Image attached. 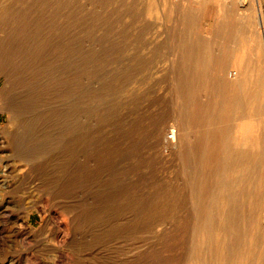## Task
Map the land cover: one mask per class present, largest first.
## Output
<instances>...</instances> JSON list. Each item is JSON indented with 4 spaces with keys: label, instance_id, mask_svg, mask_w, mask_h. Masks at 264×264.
Masks as SVG:
<instances>
[{
    "label": "rangeland",
    "instance_id": "1",
    "mask_svg": "<svg viewBox=\"0 0 264 264\" xmlns=\"http://www.w3.org/2000/svg\"><path fill=\"white\" fill-rule=\"evenodd\" d=\"M0 264H264L261 0H0Z\"/></svg>",
    "mask_w": 264,
    "mask_h": 264
},
{
    "label": "bare ground",
    "instance_id": "2",
    "mask_svg": "<svg viewBox=\"0 0 264 264\" xmlns=\"http://www.w3.org/2000/svg\"><path fill=\"white\" fill-rule=\"evenodd\" d=\"M259 22L262 23V20L260 19ZM3 46V45H2ZM203 49H206V48H203ZM209 56V55H207ZM207 56H202L198 59V62L200 61L201 65H203V67L205 68V66L208 65V62H209V57ZM242 63V60L241 62ZM231 76H233V74H236V73H233V72H230L229 73ZM232 98L234 100H236L237 102L239 101V95H233ZM231 99V98H230ZM232 100V99H231ZM237 105V104H236ZM175 132V131H174ZM174 132L172 131V134L174 135ZM231 147V148H229ZM233 147L231 145H229L227 147L228 151H229V154H230V157H229V160L232 162V161H240V162H252L253 160L256 159L255 155H254V152L252 150H248V149H242V150H234L232 149ZM225 160V159H224ZM231 164V163H230ZM225 165V164H224Z\"/></svg>",
    "mask_w": 264,
    "mask_h": 264
},
{
    "label": "crops",
    "instance_id": "3",
    "mask_svg": "<svg viewBox=\"0 0 264 264\" xmlns=\"http://www.w3.org/2000/svg\"><path fill=\"white\" fill-rule=\"evenodd\" d=\"M261 3H262V6H263V8H264V0H261Z\"/></svg>",
    "mask_w": 264,
    "mask_h": 264
}]
</instances>
